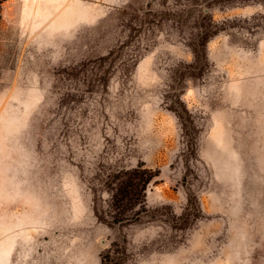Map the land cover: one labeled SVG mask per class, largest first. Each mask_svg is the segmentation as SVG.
Wrapping results in <instances>:
<instances>
[{
    "label": "rangeland",
    "instance_id": "1",
    "mask_svg": "<svg viewBox=\"0 0 264 264\" xmlns=\"http://www.w3.org/2000/svg\"><path fill=\"white\" fill-rule=\"evenodd\" d=\"M0 13V264H264V0ZM200 23L217 33L191 73ZM138 165L158 174L147 213L111 223Z\"/></svg>",
    "mask_w": 264,
    "mask_h": 264
},
{
    "label": "trees",
    "instance_id": "2",
    "mask_svg": "<svg viewBox=\"0 0 264 264\" xmlns=\"http://www.w3.org/2000/svg\"><path fill=\"white\" fill-rule=\"evenodd\" d=\"M4 0H0V4ZM1 14V13H0ZM217 32L212 31L210 28H206L202 23L199 24V32L195 38V42L193 43L192 52H193V63L188 67H185L186 71H190L191 73H200L203 69V62L206 61V42L210 38L211 35L216 34ZM181 90L179 89V92ZM177 92L176 100H172V107L169 109L175 112L178 118L181 120L183 126L187 124V117L190 115L187 110L185 104L181 100L182 93ZM190 120V119H189ZM125 175L130 176L126 181H122L119 187H117L112 196H111V207L112 212H107L108 217L111 219V223L122 225L126 223H131L133 221H137L142 214L147 213V210L144 208L143 201L141 204V195L146 190L148 184L157 177V173L152 171L151 169L142 168V165H138L137 167L126 170ZM192 195H189L187 201L189 205L192 204ZM194 197V196H193ZM191 203V204H190ZM140 205L137 210L131 212L135 205ZM197 205V200L196 204ZM130 211L131 214L127 215V212ZM186 221L191 220L192 218L198 217V212L195 210L185 212ZM101 216H99L100 218ZM113 245H117L116 243H112ZM102 264H117L116 259L104 257L102 259Z\"/></svg>",
    "mask_w": 264,
    "mask_h": 264
}]
</instances>
